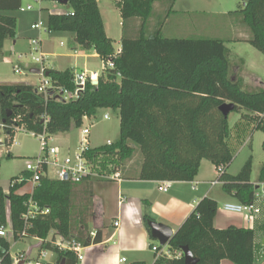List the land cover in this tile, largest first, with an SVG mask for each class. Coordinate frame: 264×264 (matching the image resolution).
Segmentation results:
<instances>
[{
  "label": "trees",
  "instance_id": "trees-1",
  "mask_svg": "<svg viewBox=\"0 0 264 264\" xmlns=\"http://www.w3.org/2000/svg\"><path fill=\"white\" fill-rule=\"evenodd\" d=\"M155 1H118L124 25L118 54L114 41L104 32L96 5L87 4V0H68L74 14L51 16L52 29L74 32L79 46L95 51L104 62L112 61L114 67L104 70L97 85L89 82L80 97L69 102L57 99L56 94L46 98L30 84L0 85L4 144L8 148L13 145L18 128L36 136L45 132L51 137L69 132L73 126L81 127L84 116L94 117L99 109H112L118 111L120 118L119 139L92 148L87 154L98 175L115 174L140 147L144 165L176 172L169 179L193 180L202 161L207 159L216 168L224 167L219 176L224 191L241 203H251L256 184L264 182V164L257 182L251 179L252 158L237 175L228 173L233 160L230 114L226 117L220 107L234 103L232 111L245 109L242 119L264 129V87L248 90L240 77L233 78V62L224 39L164 37L161 28L149 33L147 26ZM16 3L0 10L20 9V0ZM233 14L242 17L250 28L252 37L247 41L264 54V0H245ZM135 19H140L136 35L131 31ZM15 36L16 18L0 14V50L7 38ZM46 72L54 85L74 89L75 74L71 69L58 71L47 67ZM97 163L103 168H97ZM110 163L113 170H108ZM19 178L11 179L8 194L0 186V229L10 227L16 241L27 237L47 239L51 233L74 239L83 246L100 241V232L92 239L89 232L85 233V226L81 225L79 234L74 232L73 197L79 183L46 174L33 192L19 194L31 174L23 173L22 181L17 182ZM36 209L34 216H28ZM218 209L215 199L203 198L174 233L169 249L175 252L188 246L198 259L197 264H221L223 259L234 264H254L255 229L236 225L216 228L213 221ZM45 210L48 212L42 213ZM262 216L264 213L258 218ZM144 219L151 234L148 222L154 218L145 214ZM42 248L60 254L57 264L63 260L64 264L80 263L74 251L60 250L50 241L43 243ZM0 256L8 264L14 263L8 237L0 236ZM153 264H185L184 254L180 258L162 256Z\"/></svg>",
  "mask_w": 264,
  "mask_h": 264
},
{
  "label": "rangeland",
  "instance_id": "rangeland-1",
  "mask_svg": "<svg viewBox=\"0 0 264 264\" xmlns=\"http://www.w3.org/2000/svg\"><path fill=\"white\" fill-rule=\"evenodd\" d=\"M244 1L156 0L153 4L152 16L149 19L150 28L152 29L151 31H155L157 27L163 28L161 34L170 38L211 37L224 39L230 50V59L233 62V78H242L244 86L248 90L264 87V54L249 42H246L247 37H252V33L245 22H242L243 29L241 32L235 28V22H237L236 19L238 17L233 12ZM86 3L96 5L99 11L101 9L108 34L115 39L117 47H120V38L124 28L120 25V21H123V18L116 1L98 0L97 2V0H87ZM29 5L33 7L31 10L13 12V15L17 16L19 21L17 34L20 36V46L17 47L16 52L26 53V56L22 59L11 56L9 59L0 61V79L22 81L23 84L34 86L40 83L43 76L33 73L31 70L34 68L40 69L41 66L34 62L29 54L32 49L30 41L35 38H39L43 42V49L46 52V65L50 66V68L53 66L63 69L70 68L75 75L84 71H97L104 74V62L100 57L95 55L94 52L87 50L81 54L79 49L74 48L76 45L74 32L53 31L49 28L50 14L66 15L72 13L73 6L71 3L63 4L59 0H24L22 7L27 8ZM135 20L140 23V19ZM40 21L44 24L43 28H34L35 23ZM196 30L197 32L195 33L191 32ZM232 38L240 39L241 41H232ZM242 58L245 59L248 70ZM18 64H21V72L15 70V66ZM246 112L243 109L241 112L232 111L229 115L231 128L229 142L233 152V160L228 167V173L237 175L245 163L252 158L251 179L257 182L264 164V129L255 128L254 124L247 118L242 119V114ZM105 115H108L109 118L105 119ZM86 126L91 128L89 139L93 148L106 145L108 142L114 143L120 137V123L116 111L99 109L97 114L89 120H85L81 127L73 126L68 135H62L61 133L66 132H60L56 136H51V144L59 149L62 156H74L79 152L82 130ZM63 136H68V139L65 140ZM4 139L5 132L0 127V142L3 143ZM14 141L15 145L12 148L14 156H8L10 148L6 144H3L0 148V186H2L4 192H9L11 179L21 175L26 170L28 159L44 153L39 137L26 129L22 128L17 131ZM143 157L144 153L140 147V150L133 157V164L139 165L140 159ZM52 158L50 159L52 160ZM128 162L126 161V163ZM113 167L114 165L110 163L108 170H113ZM97 168L101 169L103 167L97 163ZM203 172L204 174L213 172L211 161L205 160ZM48 174L52 178H57V167L50 165ZM100 180L108 181L106 178H101ZM28 188H30L29 185L27 186ZM217 188H221V185H217ZM77 195L79 198L74 201L76 206L74 212L75 223L83 220L80 212L83 211L85 202L82 199L80 190H78ZM221 207L223 206L221 205ZM94 208H96V204L92 203L91 209L88 210H92L91 214L93 215L94 213L98 220L101 219V211L95 209L96 211L94 212ZM101 222H99L100 225ZM8 239L11 243L12 258L16 262L29 250V243L24 240L16 241L12 233L8 235ZM36 251V249H33L31 258L35 256ZM149 255L153 257L152 253H149Z\"/></svg>",
  "mask_w": 264,
  "mask_h": 264
},
{
  "label": "crops",
  "instance_id": "crops-1",
  "mask_svg": "<svg viewBox=\"0 0 264 264\" xmlns=\"http://www.w3.org/2000/svg\"><path fill=\"white\" fill-rule=\"evenodd\" d=\"M23 1L24 0H20L21 8L23 6ZM115 1L116 5L119 7V0ZM16 2L17 0H0V8H8V6H13L14 4H17ZM21 8L17 10H0V14L14 16L16 18V36L9 37L5 40L4 46L0 50V61L9 59L11 56H16L17 58H19V55L23 54L20 52H16L17 47L20 46V36H18L17 34L19 21L18 17L13 15V12L15 11L20 10L21 12H25L28 10L26 9L22 11ZM119 9L122 17L121 8L119 7ZM99 14L102 19L104 32L108 37H110L114 41V47L118 54L122 49L123 33L120 38V47H117L115 39L108 34L106 22L104 20L101 9L99 11ZM50 15L61 16L54 13H51ZM236 20L237 22H235V28L237 30H240L241 32V30L243 29L242 17H238ZM120 25L124 28L123 21H120ZM138 25L139 23L136 20H133L131 23V31L135 32V35L138 30ZM49 28L50 30L57 31L52 29L50 21ZM123 30L124 29H122V31ZM151 30L152 29L150 28V23H148L147 31H149V33L151 34L158 30V27L155 31ZM162 30L163 28L161 29V32ZM249 31L251 32L250 28ZM191 32L195 33L197 32V30ZM250 38V36L247 37V40H249ZM232 41L241 40L232 38ZM41 43L43 48V42L41 41ZM74 48L79 49V53L81 54H83V52L85 51L81 46L78 45L77 42ZM92 52H94L95 55L100 57L95 51ZM244 61L245 59H243V62ZM18 65L21 66V64ZM47 67L50 68V66ZM51 68L56 69L58 71L70 69H63L55 66ZM246 69L248 70L247 63ZM99 74H102V72H100ZM2 84H23V82L3 78L0 79V85ZM116 113L118 114V111H116ZM0 122H2L1 119ZM61 134L68 135V132ZM56 135H58V133L53 136ZM63 137L65 140L68 139V136ZM14 145L15 143H13V145L10 147L9 154H11L12 156H14V154L12 153V148L14 147ZM205 160L206 159L202 161L199 173L193 180L169 179V176L172 177L173 175H177L176 172H173V170L171 169L163 167H154L149 164L146 166L143 164V157L140 159L141 162L139 165L133 164L132 158L128 160V163L119 167V170L117 172L120 173V180L112 179V175L100 176L98 175V173L95 172V175L77 184L74 188L73 201L79 198L77 194L78 190H80L82 194V199L85 202L83 204V211L80 212V214L82 213L83 220L81 222L79 220L78 223H75L74 221V232L76 235L79 234V231L81 230L80 228L82 226H85V233L88 234L89 232L91 234L92 239L96 236L98 232H100L99 242H92L90 245L84 246V249L82 251L84 259L82 263L133 264L135 262H142L144 264H153L157 259V255L152 250V246L159 245L160 243L158 240L154 239L149 233L145 224V214L150 215L157 222H162L168 225L175 233L184 223L187 217L191 214V212L195 209L198 203L205 197H211L215 199L219 205L217 215L215 216L213 221L214 226L218 229H225L231 225L255 229L256 236L254 264H264V216H262L261 218H257L256 220L250 221L242 214L225 210L224 205L226 203H238L239 201L238 199L230 196L224 191L222 183H219L221 185V188H217V185L219 184H211V182L217 177V171L215 165L212 164L213 172L211 174H204L203 164L205 163ZM25 172L26 170H24L21 175L17 176L23 177V173ZM101 178H106L108 181H101ZM166 184H169V187L167 191H164L161 189V187L165 186ZM28 185L30 186V188L27 189ZM26 192H33V185L30 181H28V183L18 191L19 194H24ZM5 193L8 194L9 192ZM92 203L96 204L94 212L96 211L95 209L101 211L100 216L102 218L99 219L100 221L97 219L94 213L93 215L91 214L92 210H88L91 209ZM221 205L223 207H221ZM102 214L104 215V217ZM116 220L120 221V226L118 228L114 225V222ZM99 222H101V225L99 224ZM9 229L11 228L9 227ZM10 233H12V230H10ZM92 233H94L95 235L92 236ZM81 235L82 234H80L79 236L82 237ZM60 236L61 235L54 236L51 233L48 236L47 241L51 242L52 240L59 239ZM24 241H27L29 243L28 246L31 247L32 252L33 246L39 243V238L27 237ZM45 251L46 254L42 256L40 254L41 251L37 250L35 256H33V258H31L30 260L28 259L25 264H57L60 258V254L53 250L45 249ZM149 253H152L153 257H151ZM123 259H125V261ZM62 264H64V262H62ZM221 264L234 263L230 259H223L221 261Z\"/></svg>",
  "mask_w": 264,
  "mask_h": 264
},
{
  "label": "built area",
  "instance_id": "built-area-1",
  "mask_svg": "<svg viewBox=\"0 0 264 264\" xmlns=\"http://www.w3.org/2000/svg\"><path fill=\"white\" fill-rule=\"evenodd\" d=\"M33 7L29 5L27 8H21L22 11L28 9H32ZM72 14H74L72 12ZM44 24L42 21L35 23L34 28L41 29L43 28ZM30 44L32 46V49L30 51V56L34 62L37 64H40L41 69V75L42 80L40 83L35 86L37 88V92L43 94L46 98L49 96L57 95V99L64 100L65 102H69L72 100H76L80 97L81 93L85 89L86 85L90 82L93 85H97L99 78L102 74H99L98 72H87L84 71L80 74L75 75L74 84L75 87L73 90H70L64 86H56L53 84L52 80L49 78V76L46 75V68L45 65V57L46 54L43 51L42 43L39 38L31 39ZM26 56V53L20 54L19 58H23ZM114 63L112 61L104 62L103 64V71L108 68H113ZM15 70L17 72H21V66L16 65ZM120 75V73H118ZM91 117L84 116L83 118V124L85 120H89ZM105 119H108L109 116L105 115ZM0 127L3 129L4 124L0 122ZM22 128H18V131ZM33 133V132H32ZM91 133L90 126L84 127L82 130V136L80 139V148L79 152L76 153L74 156L71 155H64L62 156L59 152V149L51 144L50 137L47 136V134L41 133L37 135L41 141V145L44 149V153L36 156L34 158L28 159L26 162V172L31 174L30 182L33 185V190L35 186L38 184V182L41 180L42 176L48 174V171L45 170V167L49 168L50 165H53L57 167V178L58 179H70L74 183H81L87 178L95 175V171L93 170V163L92 161L87 157V154L89 153L91 147V142L89 139ZM34 134V133H33ZM35 135V134H34ZM36 136V135H35ZM113 142H108V145L112 144ZM4 144V142H0V148ZM51 157L52 160L50 159ZM217 171V177L215 180L211 182V184H219L222 183V181L219 179V176L224 172V167L221 165L216 168ZM121 176L119 172H116L112 175V179L120 180ZM23 177H20L17 182L22 181ZM169 187V184H166L165 186H162L161 189L164 191H167ZM254 201L251 203H226L224 205V209L230 212L238 213L244 215L247 219L250 221L256 220L261 214L264 213V182L257 183L256 188L254 190ZM38 212V209L35 210V212H29L28 216H34ZM48 212V210L42 211V213ZM115 227L120 226V221L116 220L114 222ZM9 228L2 227L0 229V236L7 237L10 233ZM95 234L92 233V236ZM47 242V239L39 238V243L35 246H33V249L40 250L41 255L44 256L46 254L45 249L42 248V244ZM52 244H54L56 247H58L60 250H71L74 251L77 254L79 264H83L84 255L82 253L84 246L73 240L66 239L62 236H60L59 239H55L51 241ZM152 250L156 253L157 258L166 256L169 258H180L183 256V251H175L172 252L168 245L161 246V245H153ZM31 247H29V250L20 258L17 259L15 264H19L20 261L28 259H31ZM125 261V259H123ZM0 264H8L3 260V258L0 256Z\"/></svg>",
  "mask_w": 264,
  "mask_h": 264
},
{
  "label": "water",
  "instance_id": "water-1",
  "mask_svg": "<svg viewBox=\"0 0 264 264\" xmlns=\"http://www.w3.org/2000/svg\"><path fill=\"white\" fill-rule=\"evenodd\" d=\"M63 4H67L68 0H59ZM33 73L40 74L41 69L34 68L32 69ZM46 75L49 76V72H46ZM235 104L234 103H225L223 104L220 109L224 113V115L227 117L232 110H234ZM148 226L151 230V235L154 239L158 240L161 246L168 245L171 239L174 236L173 230L166 224L162 222H157L155 220H150L148 222ZM181 250L184 253V260L185 264H197L198 259L195 258L192 251L189 249L188 246H185L181 248ZM65 260H63L64 262ZM26 261L22 260L19 264H25Z\"/></svg>",
  "mask_w": 264,
  "mask_h": 264
}]
</instances>
